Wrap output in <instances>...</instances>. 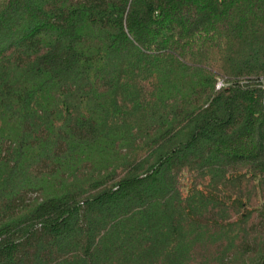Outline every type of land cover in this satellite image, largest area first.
Instances as JSON below:
<instances>
[{
    "label": "trees",
    "instance_id": "obj_1",
    "mask_svg": "<svg viewBox=\"0 0 264 264\" xmlns=\"http://www.w3.org/2000/svg\"><path fill=\"white\" fill-rule=\"evenodd\" d=\"M0 264H264V0H0Z\"/></svg>",
    "mask_w": 264,
    "mask_h": 264
},
{
    "label": "built area",
    "instance_id": "obj_2",
    "mask_svg": "<svg viewBox=\"0 0 264 264\" xmlns=\"http://www.w3.org/2000/svg\"><path fill=\"white\" fill-rule=\"evenodd\" d=\"M222 86H223V82L220 81V80H218L217 85H216V88L217 89H220Z\"/></svg>",
    "mask_w": 264,
    "mask_h": 264
}]
</instances>
